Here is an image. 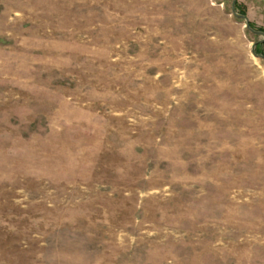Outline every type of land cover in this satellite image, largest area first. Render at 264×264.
<instances>
[{
    "label": "rangeland",
    "instance_id": "1",
    "mask_svg": "<svg viewBox=\"0 0 264 264\" xmlns=\"http://www.w3.org/2000/svg\"><path fill=\"white\" fill-rule=\"evenodd\" d=\"M0 0V264H264V0Z\"/></svg>",
    "mask_w": 264,
    "mask_h": 264
},
{
    "label": "water",
    "instance_id": "2",
    "mask_svg": "<svg viewBox=\"0 0 264 264\" xmlns=\"http://www.w3.org/2000/svg\"><path fill=\"white\" fill-rule=\"evenodd\" d=\"M237 2H238V0H234V3H233V14L235 16H237L238 18L246 21L247 28L250 29V30H253V28L251 27V24H250L249 20L247 19V17L237 13V10H236ZM256 33L261 35L262 37H264V32H256ZM256 56L264 60V56L263 55H256Z\"/></svg>",
    "mask_w": 264,
    "mask_h": 264
},
{
    "label": "trees",
    "instance_id": "3",
    "mask_svg": "<svg viewBox=\"0 0 264 264\" xmlns=\"http://www.w3.org/2000/svg\"><path fill=\"white\" fill-rule=\"evenodd\" d=\"M251 27H252V25H251ZM264 43V42H263ZM264 44H262V46H263Z\"/></svg>",
    "mask_w": 264,
    "mask_h": 264
}]
</instances>
